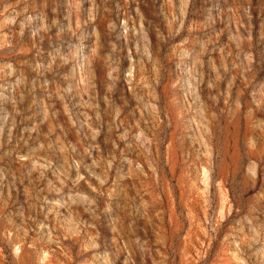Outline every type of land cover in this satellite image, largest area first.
I'll list each match as a JSON object with an SVG mask.
<instances>
[{
  "label": "rangeland",
  "instance_id": "1",
  "mask_svg": "<svg viewBox=\"0 0 264 264\" xmlns=\"http://www.w3.org/2000/svg\"><path fill=\"white\" fill-rule=\"evenodd\" d=\"M0 264H264V0H0Z\"/></svg>",
  "mask_w": 264,
  "mask_h": 264
}]
</instances>
